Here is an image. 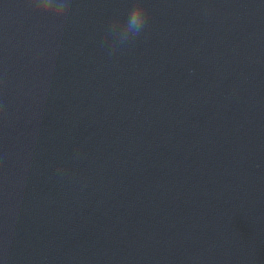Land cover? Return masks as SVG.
<instances>
[{
	"label": "clouds",
	"instance_id": "9594fccd",
	"mask_svg": "<svg viewBox=\"0 0 264 264\" xmlns=\"http://www.w3.org/2000/svg\"><path fill=\"white\" fill-rule=\"evenodd\" d=\"M71 0H31L30 6L44 16L61 19L70 11ZM148 10L143 0H135L126 19L114 18L106 28V37H112V52L138 38L147 27ZM110 52L109 54H112Z\"/></svg>",
	"mask_w": 264,
	"mask_h": 264
}]
</instances>
